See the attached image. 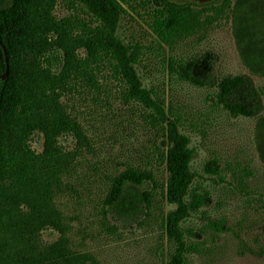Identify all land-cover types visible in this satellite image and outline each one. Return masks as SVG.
<instances>
[{
  "label": "trees",
  "instance_id": "1",
  "mask_svg": "<svg viewBox=\"0 0 264 264\" xmlns=\"http://www.w3.org/2000/svg\"><path fill=\"white\" fill-rule=\"evenodd\" d=\"M56 2L0 0V74L6 68L0 80V264H97L89 254L69 247L55 203L68 190L67 179L90 145L66 100L72 93L97 90L105 70L121 86L124 102L147 110L151 125L162 132L159 160L166 177L160 192L174 206L163 220L171 243L165 264H186L191 246L180 224L189 211L208 205L209 198L190 193L194 151L189 138L163 102L142 86L134 68L139 48L116 35L122 4L143 6L149 29L165 44L210 24L213 17L208 12L219 16L225 10L242 64L250 74L264 77V0H213L199 6L166 0H67L84 18H56ZM167 67L178 80L212 90L213 106L229 117L260 118L262 91L248 76L217 77L207 54L169 59ZM34 133L42 138L39 152L29 146ZM62 136L73 142L70 150L59 143ZM204 170L216 174L217 163L206 162ZM156 187L147 168L129 166L110 176L101 202L104 220L108 217L122 227L136 223L151 208ZM208 223L220 230V222ZM106 227L115 228L109 223ZM45 229L56 231L58 237L41 244L38 235Z\"/></svg>",
  "mask_w": 264,
  "mask_h": 264
},
{
  "label": "rangeland",
  "instance_id": "2",
  "mask_svg": "<svg viewBox=\"0 0 264 264\" xmlns=\"http://www.w3.org/2000/svg\"><path fill=\"white\" fill-rule=\"evenodd\" d=\"M166 1L199 6L213 0ZM122 7L116 35L124 44L139 48L134 68L142 86L163 102L168 115L177 118L179 131L189 138L194 151L190 193H205L209 198L208 205L189 211L180 224L191 246L186 264H264V77L250 74L242 64L225 10L219 16L208 12L213 17L210 24L165 44L149 29L150 17L143 6L131 2ZM53 13L56 18L85 17L67 0H57ZM203 54L211 59L217 77L243 74L262 91L260 118L229 117L213 106L212 90L178 80L167 67L169 59L188 60ZM104 74L97 90L72 93L66 100L90 145L55 205L66 225L69 247L89 254L97 264H165L171 243L163 220L174 206L160 192L166 177L159 160L164 150L162 132L151 125L147 110L124 102L119 83L109 71ZM58 141L66 150L72 148L70 137ZM41 144V135L32 134L30 148L39 152ZM210 160L217 163L216 174L204 170ZM129 166L150 169L157 187L149 211L122 227L108 217L104 220L101 202L108 178ZM209 221L220 222V230ZM106 223L115 228L108 229ZM57 237L56 231L45 229L38 241L46 244Z\"/></svg>",
  "mask_w": 264,
  "mask_h": 264
},
{
  "label": "water",
  "instance_id": "3",
  "mask_svg": "<svg viewBox=\"0 0 264 264\" xmlns=\"http://www.w3.org/2000/svg\"><path fill=\"white\" fill-rule=\"evenodd\" d=\"M1 48H2L3 54H5L4 53L3 46H1ZM4 63H5V67H6V58H4ZM5 74H6V68H5L4 72L2 74H0V80H3L4 79Z\"/></svg>",
  "mask_w": 264,
  "mask_h": 264
}]
</instances>
